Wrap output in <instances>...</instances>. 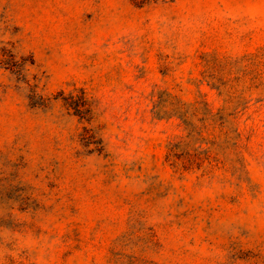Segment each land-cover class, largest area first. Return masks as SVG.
Listing matches in <instances>:
<instances>
[{
  "label": "rangeland",
  "instance_id": "374dc122",
  "mask_svg": "<svg viewBox=\"0 0 264 264\" xmlns=\"http://www.w3.org/2000/svg\"><path fill=\"white\" fill-rule=\"evenodd\" d=\"M0 264H264V0H0Z\"/></svg>",
  "mask_w": 264,
  "mask_h": 264
}]
</instances>
